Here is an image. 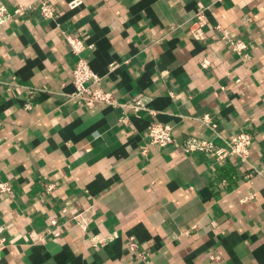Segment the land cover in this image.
Listing matches in <instances>:
<instances>
[{
  "label": "crops",
  "instance_id": "0c3cea01",
  "mask_svg": "<svg viewBox=\"0 0 264 264\" xmlns=\"http://www.w3.org/2000/svg\"><path fill=\"white\" fill-rule=\"evenodd\" d=\"M0 1V264H264V171L182 148L249 131L264 170V0H48L52 19L42 0ZM67 35L114 105L70 99ZM153 122L178 145L151 144Z\"/></svg>",
  "mask_w": 264,
  "mask_h": 264
},
{
  "label": "built area",
  "instance_id": "2783aa9c",
  "mask_svg": "<svg viewBox=\"0 0 264 264\" xmlns=\"http://www.w3.org/2000/svg\"><path fill=\"white\" fill-rule=\"evenodd\" d=\"M82 0H72L69 3L71 8L81 5ZM40 11L47 19L54 17V9L48 0H42L40 4ZM25 7L19 6L15 13H20ZM11 18V13L7 7L0 1V25ZM205 20L202 12L198 13V19L194 23L192 34L196 38H203L204 36ZM67 41L74 54L78 56L75 66L72 71V84L74 90L69 94L70 99L75 101L78 105L87 108H93L99 103L111 104L116 103L111 92L106 91L101 86V76L94 72L87 59L82 57V52L85 49V43L77 36L67 35ZM230 48L239 54H242L247 49V42L243 39L232 38L227 34L223 37ZM204 66L207 61H204ZM148 101L146 96L139 93L134 96L127 105L134 111H141L146 109ZM203 121L210 127L217 135V123L211 120L210 115H204ZM147 138L151 144L165 147L168 145H178L174 136L173 126L161 122H153L149 125L147 130ZM225 145H219L211 138H204L198 136L187 137L182 148L187 154L192 153H206L213 155L218 161H223L229 158H235L243 163L249 165V173L247 177H252L256 173H263L264 170L256 167L250 161L251 146L253 143V134L249 131H238L231 137H224ZM51 188V187H50ZM11 191V187L6 182H0V193ZM55 223V221H54ZM3 227H0V247L2 245L1 234ZM59 231L55 232L58 236ZM134 245V242H133Z\"/></svg>",
  "mask_w": 264,
  "mask_h": 264
}]
</instances>
